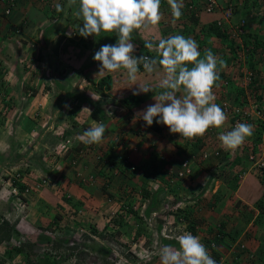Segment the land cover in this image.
Wrapping results in <instances>:
<instances>
[{
    "label": "rangeland",
    "instance_id": "374dc122",
    "mask_svg": "<svg viewBox=\"0 0 264 264\" xmlns=\"http://www.w3.org/2000/svg\"><path fill=\"white\" fill-rule=\"evenodd\" d=\"M57 3L63 5V11L57 12ZM161 3L165 8L162 15L166 18L169 12L172 16L167 0ZM0 9L8 11L5 21L11 24L18 20L31 30L58 31L54 42L45 37L36 40L41 46L36 59L41 60V69L47 66L51 74L49 69L54 67L48 60V47L59 46L70 62L69 67L66 59H60L62 67H56L63 69L61 74L70 87L62 98L51 94L34 98L35 91L25 90L26 82L18 84L5 73V85H10L5 90L16 93L6 91L5 97L0 96V221H7L15 233L0 243V264H161L160 249L166 245L178 248L176 236L185 231L200 237L216 264H264V205H257L264 194V172L261 179L252 165L247 169L236 159L241 156L239 149L222 147L219 135L231 130L229 117L221 128H210L197 147L190 145L194 139L184 142L174 138L167 127L155 122L148 127L137 117L136 127L131 120L154 103L155 90L139 94L143 102L127 109L119 100L138 86L128 82L124 70L97 80V67L84 65L102 45L117 42L114 33L80 36L82 20L75 15L78 3L69 5L68 0H0ZM247 17L252 19L247 24L256 22L264 33V0H240L235 18ZM146 32L133 34L137 56L152 52L143 47ZM244 41L242 38L239 45L245 46ZM226 43L218 40L217 47L211 49L226 60L228 71L221 72L220 78L231 77L229 89L249 92L251 89H244L239 82V70L264 77V59L253 53L247 61L244 57L239 60V53L232 54ZM32 55L20 50L17 59L22 60L18 63L21 67H10L13 73L22 70L32 79L36 65L27 59L35 60ZM140 73L137 83L152 80L143 69ZM103 78L109 79L108 89L97 86ZM97 87L104 92L97 93ZM222 88L220 82L214 87L216 97L225 95ZM244 101L239 98L237 104ZM215 102L221 107L226 101ZM85 107L91 113H81ZM67 109L70 113L63 112ZM92 120L103 123L110 133L115 130L112 140L98 145L82 142L80 136ZM250 121L253 135L242 145L244 152L258 139L254 132L264 133L261 121ZM30 122L35 124L29 127ZM155 129L159 131H152ZM1 140L10 143L8 148ZM171 145L174 151L169 149ZM202 150L208 156L221 152L220 167L213 158L202 159ZM184 163L189 172L182 169ZM129 166L135 170L129 171ZM181 170L184 176H178ZM257 206L259 212L253 209ZM229 235L236 239L231 241Z\"/></svg>",
    "mask_w": 264,
    "mask_h": 264
},
{
    "label": "clouds",
    "instance_id": "9594fccd",
    "mask_svg": "<svg viewBox=\"0 0 264 264\" xmlns=\"http://www.w3.org/2000/svg\"><path fill=\"white\" fill-rule=\"evenodd\" d=\"M68 3L69 5L78 3L75 15L82 20V27L79 26L80 36L97 37L102 33H114L117 36L115 44L102 45L95 52L93 59L99 64L96 77L124 70L128 82L138 86L133 95H139L151 92V87L147 83H137L141 67L145 73L160 76L161 90L153 95L154 103L137 112L134 119L138 117L148 127L154 122L163 125L171 134H178L185 140L203 137L210 128L219 129L225 124L228 116L215 102L213 89L228 76L220 78L223 74L220 70L225 67V63L211 50L201 56L199 45L193 39L173 35L161 38L158 42L145 41V48L156 49L155 57L134 54L136 45L132 42L133 34L137 30L151 31L159 25L162 19L161 0H68ZM167 4L172 16L178 20L183 15L184 0H167ZM55 7L57 12L63 11V5L60 3ZM212 17L211 22L216 19L215 16ZM234 20H245H236L235 7ZM211 22L207 23L208 30H217L221 33L210 26ZM247 37L246 34L243 36L245 40ZM246 42L244 41L245 46L252 44ZM227 43L232 44L230 40ZM234 44L231 46L234 52L242 54L241 46L238 45L236 50ZM253 45L256 49H261L256 43ZM253 53L256 52L246 54L244 58ZM85 111L91 113L87 107L83 108L81 113ZM105 132L106 127L103 123L92 120V126L83 131L80 140L87 145L102 144ZM252 135L251 124L237 123L230 131L222 132L219 140L225 150L233 151L239 149ZM214 153L215 151L207 159H222L221 152L218 155ZM261 200L264 202V194ZM176 240L178 248L166 245L160 249L161 264H216L206 246L201 243L200 237L185 231L176 236Z\"/></svg>",
    "mask_w": 264,
    "mask_h": 264
},
{
    "label": "crops",
    "instance_id": "0c3cea01",
    "mask_svg": "<svg viewBox=\"0 0 264 264\" xmlns=\"http://www.w3.org/2000/svg\"><path fill=\"white\" fill-rule=\"evenodd\" d=\"M164 9L165 8L161 7V11ZM1 10L2 9H0V77L2 76L3 78L1 77L2 79H0V96L5 97L6 91H7L6 93H8V94L10 92H11L10 94L16 93V91H13V90H11V91L5 90V86L6 87L10 86L8 84L5 85V73H6L7 75L13 76V79H15V82H17L18 84H24V82H26V84H28V85L24 86L25 90L28 88H31L32 91H35L36 94H35L34 98H36V96H44V95H48V94L62 98L63 92L68 91L70 89V87L68 86L67 78L61 74L63 72L56 70V67H58V68L62 67V64L58 63V60H60V59H66V61H68V63H69V67H70V62L67 59L69 57H67V55H65L66 51L62 52V49L59 46L57 49H55L53 47H48L47 49L43 48V49H46V51L49 53L48 60L50 59L53 66H54V67L49 66L50 67L49 71L51 72V74H48L47 66L44 67L43 69H41L40 65H43L41 63V60L36 61L37 55H38V53H40L39 51L41 50V48H40L41 46H40V44H38L36 42V40H38L39 38L45 37L46 39H49V41L54 42L57 38H59L58 31L51 30V32L43 33V31H40V30H31L30 26L24 24V22H19L18 20H16L15 22L12 21L13 23L11 24V22L5 21V15H3V12ZM169 14L170 13L167 12L166 15H168V16L166 18H165V16L162 15V19L160 22L163 21L164 24H162L163 22L161 24H159V26H161L160 30H162V33H160V30L158 29L159 26H156L151 31L146 32V38H145L146 41L158 42L159 39L161 38V37L159 38V33L162 35V38H167V37L173 36V35H182L186 38L193 39L199 45V50L202 52L216 48L218 45L217 44L218 40L223 42L221 37H218L212 30L210 31V29L208 30V28H207V26H208L207 23L211 22L213 19L212 16H207V15L201 13L198 17H193L190 20H187L186 17H183L182 20H178L179 26L177 25V27H175V24H174V23H176L175 18ZM8 18L11 19L10 17H8ZM12 18H14V17L12 16ZM170 18H172V19H170ZM247 19H249V20H247ZM247 19H245L246 23H249L248 21L252 20L249 17H247ZM184 23L186 24L185 27H184ZM33 25L37 26L38 23L33 24ZM17 26H19L20 29H18ZM12 30L15 31V33H13V35L11 34ZM246 35L248 36L246 38V40H247L246 43H252V44L256 43L259 48L264 46V41H263L264 40V33L261 30L259 24H256V22H253L252 24H247ZM231 43L233 45L234 40H232ZM226 44H228V43H226ZM19 49L21 50L22 53H23V49H25V51L28 50V52H31L34 54V55H32V58H35V60L27 57V59H29V61L30 60L33 61L32 62L33 65H36L35 76L32 79L29 76L27 77V75L24 76V73H22V70H20L17 73H13V71L10 69V67H21V65L19 66L18 63H19V61L21 62L22 60L17 59V57H19V51H20ZM55 52H56V56H55L56 58H54ZM202 52H201V56H202ZM211 52L213 53L214 51H211ZM150 53L157 55L156 49H152V52L150 50ZM72 58L73 57H71L70 59H72ZM218 58H220V57H218ZM247 58H249V56L246 57V61H247ZM220 59H222V58H220ZM222 60L225 63V67L220 70V73L224 72V71H228L227 66H226V62H225L226 60H224V59H222ZM90 64L93 66V68L97 67L96 70L98 72L99 64H98V62L94 61L92 56H91L90 60H89V58H87L84 61L85 66H89ZM80 66H81V64H80ZM8 70H10V72ZM100 77L101 76H98V78L96 77V79L99 80ZM150 79H152V80L148 82V85H153L151 87V90L152 89L155 90L156 94H158V92L161 90L160 85H159L160 76L157 74H151ZM7 81H8V79H7ZM48 83H50L51 86H52V84L54 86L49 87V85H47ZM48 89L52 90V92H49L50 90H48ZM46 90L49 93L45 92ZM221 90H222L221 94H225V95H217L216 100L217 101L224 100V101H226V103H229L231 105L237 104V99H239V98L244 99L245 101L249 100V99L252 100L255 98L259 99L257 94L251 95V92L248 93L247 91H235L233 88L229 89V87L228 88L227 87L222 88ZM216 91L218 92V90H216ZM31 94H32V92H31ZM69 94L70 93H66L65 95L67 96ZM131 95H133V94H131ZM66 96H64V97H66ZM222 103H221V108H222ZM129 108H130V106L127 107V109H129ZM63 112L70 113V110L67 109V111H63ZM134 118L131 120V122L133 125L135 124V126L137 127L138 121H137V118L136 119H134ZM109 120H111V119L109 118ZM109 123H110V121H109ZM32 124L34 125L35 123L30 122L29 127ZM37 125H39V124H37ZM26 128H28V127H26ZM152 131H156V129L152 130ZM114 135H115V130L112 131L111 133L108 132V130H107L105 132V140L104 141L112 140V136H114ZM147 135H148V133H147ZM201 138H203V137H201ZM201 138H200V141H201ZM1 142L3 144H5V146L8 148V146L10 144L9 142L6 143L4 140H1ZM201 143H202V141H201ZM173 147L174 146L171 145V147L169 149L171 151L172 150L174 151ZM178 151L179 150H176V152H178ZM240 153H241L240 159H238V157H236V159L243 161V165L244 166L247 165V169H249L251 163L248 162L247 157H244L246 155V152L240 151ZM171 154L173 156L176 155V153H171ZM221 160L222 159L214 160L216 162V166L218 168L220 167V165L218 164V161H221ZM233 162H236V160ZM235 167H238V166H235ZM6 174H9V173H6ZM253 209L256 212H259V210L256 207Z\"/></svg>",
    "mask_w": 264,
    "mask_h": 264
},
{
    "label": "built area",
    "instance_id": "2783aa9c",
    "mask_svg": "<svg viewBox=\"0 0 264 264\" xmlns=\"http://www.w3.org/2000/svg\"><path fill=\"white\" fill-rule=\"evenodd\" d=\"M189 2L187 5V10L193 13L195 16L202 14L215 16L216 19L210 23V26L218 29L222 34L228 35L229 40H234V47L238 50L239 42L242 41L243 36L246 34V22L245 20L235 21L234 20V7L238 5L240 0H185L184 2ZM192 1V2H191ZM8 14V11L6 12ZM242 53L250 54L253 51L259 53V55L264 59V48L256 49L253 44L247 46H241ZM238 59L241 60L244 55L239 53ZM238 60V61H239ZM243 68V67H242ZM263 75L255 76L254 72L246 69H240L238 74V79L240 83H243L242 86L244 89H253L251 95H256L259 99H249L243 103L238 104H229L226 102L222 103V109L230 118L229 127L232 129L237 123H248L250 120L261 121L264 124V77ZM231 77H227L224 80H221L223 86L229 84ZM255 88V89H254ZM256 91V92H255ZM248 92V93H249ZM253 98V97H252ZM258 139L252 141V145L249 146V149L246 151L245 157H247L248 162L251 163L254 173L260 175L261 179L264 172V133L254 132ZM171 134V133H170ZM212 132L209 136H212ZM174 138L177 135L178 139H181L178 134H172ZM187 142L188 140L182 139ZM260 142L261 149L258 150L256 144ZM243 152L244 148L241 146L239 148ZM260 151V152H259ZM202 154V159H207L208 154L205 151H200ZM215 155H218L219 152L215 151ZM186 168V172H189L187 164L182 165V169ZM129 171H134V166L128 167ZM185 173L183 170L178 171V176H184ZM264 185V182H263ZM15 192V191H13Z\"/></svg>",
    "mask_w": 264,
    "mask_h": 264
},
{
    "label": "trees",
    "instance_id": "16d2710c",
    "mask_svg": "<svg viewBox=\"0 0 264 264\" xmlns=\"http://www.w3.org/2000/svg\"><path fill=\"white\" fill-rule=\"evenodd\" d=\"M185 1V0H184ZM192 2V1H191ZM188 1L185 3L184 2V6H183V9H182V12H183V15L178 19V20H182L183 19V17H186L187 18V20H190V19H192L193 17H197V16H195L193 13H191L189 10H187V5H188ZM162 4V3H161ZM3 15H6V13H3ZM186 15V16H185ZM199 16V15H198ZM177 19H175V21L176 22H179ZM163 22V21H162ZM161 22V23H162ZM162 24H164V22L162 23ZM178 26H179V24H177ZM185 23H184V27H185ZM213 32L218 36V37H221L222 38V40L224 39L225 40V42H227L226 41V39L228 38V35H222L221 33H219L217 30H213ZM223 40V41H224ZM227 45V44H226ZM227 46H229L230 48H231V50H232V54H233V52H234V49L231 47L232 46V44H228ZM144 47V46H143ZM145 48V47H144ZM143 55V54H142ZM144 55H147V56H149V57H155L156 55H154V54H152V53H150V51H148V50H146L145 51V53H144ZM138 56H140V55H138ZM64 66H65V68L66 67H68V64H64ZM64 68V67H63ZM141 69H143L142 67H141ZM61 72H63V69H62V71ZM97 86H99V87H104V88H106V89H108L109 88V79L108 78H103V79H101V81H99V83L97 84ZM95 90L97 91V92H100V93H103L104 91H103V88L102 89H99L98 87L97 88H95ZM143 102V97L142 96H139V95H129V96H127V97H125V98H123V99H120L119 100V104L122 106V107H129V106H137V105H139V104H141ZM98 116H99V114L98 115H96L95 116V118L96 119H99L98 118ZM100 117H101V115H100ZM156 131L158 132L159 131V129H156ZM176 137H177V135H176ZM200 138L201 137H198V138H196V140L194 139V142H193V144H190L192 147H197V143H199L200 141ZM190 143H192V142H190ZM196 143V144H195ZM145 193V196L146 197H149L150 196V193H148L147 191H144ZM257 205H259V207L260 206H263L264 205V202L262 201V200H259L258 201V203H257ZM257 209H258V206L256 207ZM0 232H1V235H0V243H2L3 241H7V240H9L10 239V237H11V234L12 233H15V228H12V226L7 222V221H5V220H3V219H1V221H0ZM229 237H230V235H229ZM231 238V241H234L236 238L235 237H230ZM213 246V245H212ZM18 251V250H17Z\"/></svg>",
    "mask_w": 264,
    "mask_h": 264
}]
</instances>
